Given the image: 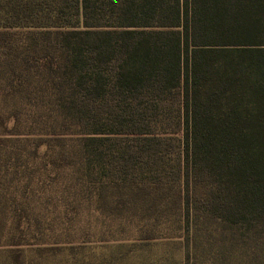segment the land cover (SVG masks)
I'll return each mask as SVG.
<instances>
[{
    "label": "trees",
    "instance_id": "obj_1",
    "mask_svg": "<svg viewBox=\"0 0 264 264\" xmlns=\"http://www.w3.org/2000/svg\"><path fill=\"white\" fill-rule=\"evenodd\" d=\"M83 210L107 264H264V0H0L8 264L74 262Z\"/></svg>",
    "mask_w": 264,
    "mask_h": 264
},
{
    "label": "rangeland",
    "instance_id": "obj_2",
    "mask_svg": "<svg viewBox=\"0 0 264 264\" xmlns=\"http://www.w3.org/2000/svg\"><path fill=\"white\" fill-rule=\"evenodd\" d=\"M80 214L81 219L73 232L75 235L74 239L77 240L78 236L80 237L78 240H80L81 237L86 239L87 233L89 235V241L79 244L82 245L79 246L82 251L78 255H75L76 259L73 260L74 262L68 263L65 260L60 262L58 259H65L64 256H60L57 260H49V262L34 260V264H87V262L90 264H107L109 260H112L111 256L114 251L121 249L118 248L119 244L113 240L111 242L99 241L97 233L101 226L99 219H96L97 216L91 218L84 210ZM86 218H88V220H86ZM90 219H92V221H90ZM92 237L93 241H91ZM3 241L4 237L0 235V244L3 243ZM180 245L179 240L175 237L159 239L150 243L145 250L126 258L130 262L126 260L124 264H143V260L147 264H181L183 253L181 248L182 245ZM6 251V247L0 245V264H8Z\"/></svg>",
    "mask_w": 264,
    "mask_h": 264
}]
</instances>
